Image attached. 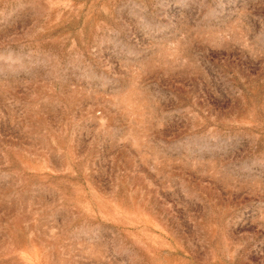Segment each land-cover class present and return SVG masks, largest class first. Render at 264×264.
Instances as JSON below:
<instances>
[{"label": "rangeland", "instance_id": "obj_1", "mask_svg": "<svg viewBox=\"0 0 264 264\" xmlns=\"http://www.w3.org/2000/svg\"><path fill=\"white\" fill-rule=\"evenodd\" d=\"M0 264H264V0H0Z\"/></svg>", "mask_w": 264, "mask_h": 264}]
</instances>
